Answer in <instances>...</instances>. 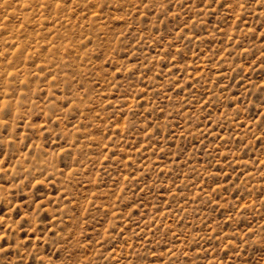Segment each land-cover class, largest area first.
I'll return each mask as SVG.
<instances>
[{
    "label": "rangeland",
    "instance_id": "1",
    "mask_svg": "<svg viewBox=\"0 0 264 264\" xmlns=\"http://www.w3.org/2000/svg\"><path fill=\"white\" fill-rule=\"evenodd\" d=\"M0 264H264V0H0Z\"/></svg>",
    "mask_w": 264,
    "mask_h": 264
}]
</instances>
